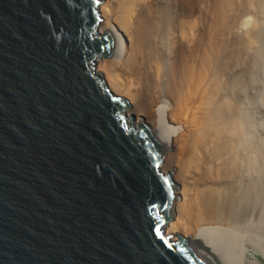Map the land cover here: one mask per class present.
Returning a JSON list of instances; mask_svg holds the SVG:
<instances>
[{
  "label": "water",
  "instance_id": "95a60500",
  "mask_svg": "<svg viewBox=\"0 0 264 264\" xmlns=\"http://www.w3.org/2000/svg\"><path fill=\"white\" fill-rule=\"evenodd\" d=\"M101 2L0 0V264H208L166 234L165 150L97 71Z\"/></svg>",
  "mask_w": 264,
  "mask_h": 264
},
{
  "label": "rangeland",
  "instance_id": "374dc122",
  "mask_svg": "<svg viewBox=\"0 0 264 264\" xmlns=\"http://www.w3.org/2000/svg\"><path fill=\"white\" fill-rule=\"evenodd\" d=\"M123 4L125 8L128 6L132 9L128 8L130 15L125 13L124 19L121 20L123 13L120 6ZM159 5L158 0H102L100 13L104 21L107 19L108 10L112 8L114 15L112 13L110 23L116 25L128 43L130 37L128 25L136 12L149 8L150 13L153 10L151 16L154 15L157 19L160 10H163ZM165 6V10L172 18L165 25L162 33L161 41L167 52L164 62L158 64L156 60L150 59L149 62L143 61L139 64L138 69H127V60L113 64L108 61L111 58H106L98 60L96 68L104 75L115 94L128 98L131 107L127 113L135 115L136 124L140 121V117H143L155 129L153 126L155 106L152 103L157 94L164 93L171 123L180 126L173 145L165 151L166 156L170 152L173 153L177 162L171 167L167 165L165 169L174 168L173 178L177 184L176 195L179 197L176 202L180 203L179 210H181L187 201V196L182 193L183 181L176 172L184 165L189 173L193 172L196 177L199 175L196 166L199 149L193 144L184 145L183 136L188 129L200 124L199 115H203L204 111L215 105L237 117L238 113L245 110L250 113L256 126L252 130H247L246 125L236 119L224 128L225 137L239 140L232 149L235 151L234 158L228 163L230 165L222 166L224 168L222 170L220 161H217L216 172L219 179H223L220 175L227 171L228 176L237 172L240 164H246L249 153L264 145V0H168ZM173 56H180V59L173 61ZM143 73L148 74L157 85L156 89L145 97V103L140 102L144 99ZM239 80H242L243 86L238 84ZM238 149L241 151H237ZM243 154L247 157L242 156ZM236 158H240L238 162ZM219 169L222 174L218 173ZM242 172L244 176L241 181L245 180L247 189L252 191L255 181H259L264 187V164L257 172L255 170L250 172V169H244ZM226 174L223 177H228ZM194 181L196 184L198 178ZM247 181L250 182L249 186ZM177 213L176 208L171 223L177 221L176 226L180 228H169L172 225L169 223L166 231L190 236L189 221L194 219V210L190 208L188 213L181 211L179 215ZM257 233L264 236V227L258 228ZM255 254L259 255L256 258L258 263L264 264V258L258 252ZM211 256L216 264H222L219 258Z\"/></svg>",
  "mask_w": 264,
  "mask_h": 264
},
{
  "label": "bare ground",
  "instance_id": "6f19581e",
  "mask_svg": "<svg viewBox=\"0 0 264 264\" xmlns=\"http://www.w3.org/2000/svg\"><path fill=\"white\" fill-rule=\"evenodd\" d=\"M167 1L168 0H158V2H160L159 7L162 6L163 10H160V16L157 17V19L154 18V15L151 16L153 10L150 13V9H147V6L145 7L147 10L136 12L130 24L129 22L127 23L129 24L128 33L130 35L128 43L126 42L124 34L116 25L110 23L112 13L114 15V12H112V8L108 10L107 19L100 25L101 31L111 33L114 41L113 51L109 57L111 59L108 61L117 64L127 60V69H138L139 64L143 63V61L149 62L150 59L156 60L158 64L165 61V54H167V52L164 50L161 41L162 33L165 25L169 23L172 18L171 14L165 10ZM124 4L120 6L123 13L121 20L124 19L123 15H125V13L126 15H130V10H128L129 7L127 6V8H125ZM129 9L132 8L130 7ZM125 19H127L126 16ZM223 57L225 56L223 55ZM178 59H180V56H173V61H178ZM113 61L117 62L114 63ZM241 81L242 80H239L238 84L243 86ZM142 82L144 99L140 102L145 103V97L150 95L156 89L157 85L146 73H143ZM152 104L155 106L153 119V126L155 129L152 128L151 124H149V126L155 138L162 144L163 149L167 151L173 145L180 126L171 123L168 111L169 108L164 99V93L160 92L157 94ZM199 116L200 118L198 119ZM199 116L197 119L200 124L194 128L188 129V132L183 136L185 137L183 138L184 145L193 144L199 149L196 162L199 175L196 177L193 172L189 173L184 165L176 172L177 176L183 181L181 188L182 193L184 192L187 196V201L181 210H179L180 203L176 202L179 197L176 195L172 203V213H175L176 208L178 215L180 211L188 213L190 208L194 210V219L189 221V223L193 224L192 226L191 224L189 225L191 235H188V240L192 248L204 258L208 264H216L211 255L219 258L222 264H259L255 253L258 252L260 256L264 258V244H261L264 243V236L257 233L258 228L264 227V187H262L259 181H255L256 184L251 191L247 189L246 182L244 183L245 180L243 179L242 182L241 179L244 176L242 172L244 169H250V172L252 170L257 172L264 164V145L261 148L255 149L253 152L250 151L251 153L245 151L249 153L250 156L247 157L244 154L242 155L245 156V158L247 157L246 164L245 162H243L245 165L240 164V169L233 175L228 176L229 174L227 171V174H225L228 177H223V175H225L223 174L220 175L223 179H219V175L216 172L218 171V169L216 170L218 167L216 165L218 160L220 161L221 168H223L234 158L233 153L235 149L234 151H232V149L239 140L236 141L230 137L228 138V136L225 137L224 128L237 119L238 121L240 120L243 125H246L247 130H252L253 127H256L253 123L254 119L252 120L250 113L245 112V110L238 113L236 117L235 114L231 115L227 110L225 111L215 105L206 112L204 111L203 115ZM143 120V117H140V121L135 124L138 125ZM248 136H250V134H248ZM238 138L240 137L238 136ZM244 142L245 141L242 143ZM252 144L255 145V143ZM237 151L240 152L241 150L238 149ZM165 156L164 152L161 169L164 170V172H173L174 168L165 169V167H167V165L171 167L177 162L174 154L170 152L166 158ZM242 156L239 157L243 158ZM236 159L238 162L240 158ZM222 170H224V168ZM219 171L218 173L222 174L220 169ZM222 172L224 173V171ZM256 177L254 178L256 179ZM195 178H198L196 184L194 181ZM248 182L249 181H247V185L250 184V182ZM194 188L195 191H193ZM176 223L177 221L171 223L172 225L168 227L176 229L175 227H178ZM205 223L206 225H202ZM166 229L167 228H165V231ZM166 234L171 233L167 230Z\"/></svg>",
  "mask_w": 264,
  "mask_h": 264
},
{
  "label": "snow or ice",
  "instance_id": "6c2138e0",
  "mask_svg": "<svg viewBox=\"0 0 264 264\" xmlns=\"http://www.w3.org/2000/svg\"><path fill=\"white\" fill-rule=\"evenodd\" d=\"M157 231H159V229H157Z\"/></svg>",
  "mask_w": 264,
  "mask_h": 264
}]
</instances>
